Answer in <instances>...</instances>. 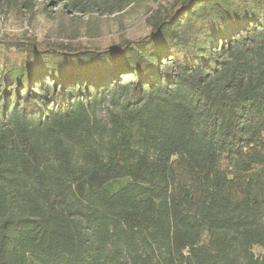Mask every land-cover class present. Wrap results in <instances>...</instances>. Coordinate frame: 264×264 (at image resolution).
Returning <instances> with one entry per match:
<instances>
[{
	"label": "trees",
	"instance_id": "obj_1",
	"mask_svg": "<svg viewBox=\"0 0 264 264\" xmlns=\"http://www.w3.org/2000/svg\"><path fill=\"white\" fill-rule=\"evenodd\" d=\"M150 24L104 48L0 37V264H264V0Z\"/></svg>",
	"mask_w": 264,
	"mask_h": 264
},
{
	"label": "rangeland",
	"instance_id": "obj_2",
	"mask_svg": "<svg viewBox=\"0 0 264 264\" xmlns=\"http://www.w3.org/2000/svg\"><path fill=\"white\" fill-rule=\"evenodd\" d=\"M41 1L44 3L32 15L20 5L0 0V37L24 34L34 36L42 46L63 45L71 49L109 47L148 34L157 11L166 12L178 0H132L116 12L105 11L102 0L97 1V5H102L85 10L74 9L68 0L59 4ZM104 110L100 112L104 114ZM254 251L263 252L259 246Z\"/></svg>",
	"mask_w": 264,
	"mask_h": 264
}]
</instances>
